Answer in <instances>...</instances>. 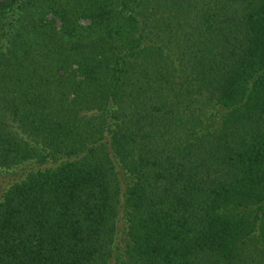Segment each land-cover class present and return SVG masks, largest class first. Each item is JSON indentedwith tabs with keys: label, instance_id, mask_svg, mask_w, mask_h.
Returning a JSON list of instances; mask_svg holds the SVG:
<instances>
[{
	"label": "trees",
	"instance_id": "16d2710c",
	"mask_svg": "<svg viewBox=\"0 0 264 264\" xmlns=\"http://www.w3.org/2000/svg\"><path fill=\"white\" fill-rule=\"evenodd\" d=\"M0 264H264V0H0Z\"/></svg>",
	"mask_w": 264,
	"mask_h": 264
}]
</instances>
